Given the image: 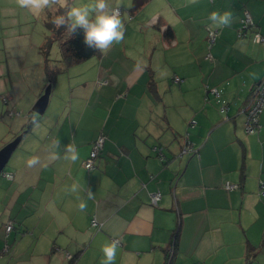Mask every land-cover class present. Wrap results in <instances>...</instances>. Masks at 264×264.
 Masks as SVG:
<instances>
[{
  "label": "crops",
  "instance_id": "0c3cea01",
  "mask_svg": "<svg viewBox=\"0 0 264 264\" xmlns=\"http://www.w3.org/2000/svg\"><path fill=\"white\" fill-rule=\"evenodd\" d=\"M212 11H231L234 21L212 29L211 41ZM245 12L263 33L264 0H149L130 26L145 25V33L156 28L151 36H125L106 53L60 72L49 111L15 150L14 156L23 153L22 163L4 171L11 179L0 173V230L13 223L4 231L10 235L17 223L16 234L40 249L39 264H101L100 247L113 238L120 241L115 264H165L177 228L175 264H264V107L259 131L244 128L250 88L264 78V46L251 41L252 29L239 37ZM126 13L127 21L133 18ZM7 15L0 22V96L11 118L0 139L20 133L47 85L39 51L45 38L33 41ZM101 133L103 146L87 170L83 161ZM186 140L194 152H181ZM56 141L61 158L51 160ZM66 144L76 146L79 160L63 159ZM32 157L40 163L29 167ZM227 181L237 187L226 191ZM73 184L78 190L67 191ZM155 192L161 194L157 205ZM247 246L253 247L249 260Z\"/></svg>",
  "mask_w": 264,
  "mask_h": 264
},
{
  "label": "clouds",
  "instance_id": "9594fccd",
  "mask_svg": "<svg viewBox=\"0 0 264 264\" xmlns=\"http://www.w3.org/2000/svg\"><path fill=\"white\" fill-rule=\"evenodd\" d=\"M195 4L197 0H189ZM113 9L110 0H89L88 3L76 5L73 0H15V5L33 15H42L47 12L63 9L62 14H55L49 21L57 29L63 26L68 36H73L78 31L83 32L84 44L100 53H106L113 45H119L125 39V26L122 21L120 6ZM207 20L210 22L208 28L222 29L231 27L234 17L231 11H212ZM254 75V74H253ZM60 148L59 141L54 142L49 150L51 160L60 159L59 152L55 149ZM63 159L76 162L80 158L78 149L74 144H66L63 148ZM40 163L39 157H32L27 161L29 167ZM78 185L73 184L67 191L76 192ZM93 192L87 189V198L91 199ZM79 210L84 212L87 203L81 201L78 205ZM119 242L111 240L101 245L100 251L103 253L101 264H115ZM71 258V257H70Z\"/></svg>",
  "mask_w": 264,
  "mask_h": 264
},
{
  "label": "rangeland",
  "instance_id": "374dc122",
  "mask_svg": "<svg viewBox=\"0 0 264 264\" xmlns=\"http://www.w3.org/2000/svg\"><path fill=\"white\" fill-rule=\"evenodd\" d=\"M117 1V2H116ZM73 2L76 5L80 4H85L88 3L89 0H73ZM132 0H123V4L120 6V8L124 11V14L121 16L122 21L125 26V36L130 37L132 40L135 38H148L149 36L152 35L154 31H156V28L152 27L148 32L145 33L146 26L143 25L139 30H136L135 28H132L131 23L136 21L137 18V13L133 15V18L127 21L128 14L126 11H129V7L131 5ZM110 3L113 7H117L120 3V0H110ZM7 6H10L6 9ZM147 12V11H145ZM7 13L9 15H14V17L19 21L18 27L20 28H26L28 29L27 34L28 35H33V41L41 42L47 35H48V30L43 26L42 20H43V15H33L25 10H22L18 8L15 5V0H9L8 2H4L3 0H0V22H4L8 17ZM151 13H148V16ZM132 17V16H130ZM10 19V18H9ZM39 38V39H38ZM41 39V40H40ZM130 39V41H131ZM251 39V37H250ZM252 41V40H251ZM34 50V48H33ZM36 50V49H35ZM38 51V49H37ZM40 51V47H39ZM33 53V52H32ZM37 55V53H36ZM50 59L51 62L54 63L55 60L61 59L60 56V50H59V44L58 42H54L52 44L51 50H50ZM6 67V66H5ZM50 97V96H49ZM39 98V97H38ZM37 98V99H38ZM36 99V100H37ZM52 100V94L50 97V103ZM36 101H34L35 103ZM32 103L31 109L34 105ZM6 103H4L1 99L0 96V109L3 110L1 112L2 117L0 118L2 123H0V134L2 133V125L6 124L7 122H10L11 114L9 113V109L6 108ZM50 106V104H49ZM13 111V110H12ZM49 111V107L45 110V114ZM5 112V114H4ZM15 113V111H13ZM33 112V111H32ZM34 116H41L35 112H33ZM18 115L14 114V117ZM4 122V124H3ZM261 124V123H260ZM15 135V133H14ZM14 136L9 135L7 138L4 137L0 139V149L9 142L10 139H12ZM7 142V143H6ZM15 153V152H14ZM14 153L10 157L8 163L2 170V173H5L4 171L8 170L9 168L13 167V165L16 164H21L23 161V153L18 151V153L14 156ZM1 175V174H0ZM13 224V223H12ZM1 225V224H0ZM16 229H17V223L14 224ZM16 229L12 231V234L10 235H5L3 230H0V251L5 250L7 248V252H4L0 254V264H39L36 260V258L39 257L40 254V249L32 243L31 239L26 236V235H21L19 231L18 234H16ZM8 234V233H6ZM23 253H28L33 255L32 256V261H23V259H19V254ZM260 257L262 258V261L264 263V253L260 254ZM201 263V262H200ZM193 264V263H191Z\"/></svg>",
  "mask_w": 264,
  "mask_h": 264
},
{
  "label": "built area",
  "instance_id": "2783aa9c",
  "mask_svg": "<svg viewBox=\"0 0 264 264\" xmlns=\"http://www.w3.org/2000/svg\"><path fill=\"white\" fill-rule=\"evenodd\" d=\"M115 9V8H114ZM121 15L123 14V10L120 8ZM255 23L251 16L248 14V12H245L243 17L240 19V25L238 27V35L239 37H242L245 35V33L252 29L251 33V40L255 43H260L264 46V32L261 33L259 31H256ZM210 39L211 41L214 40L215 33L210 32ZM173 80L175 82L179 81L178 77H174ZM211 92L215 94L216 96L219 95L220 91L217 88H212ZM250 95L248 98V101L246 103V106L244 108L245 111V123L244 128L247 133H255L258 132L261 125L259 122L260 114L264 107V78L260 80L259 82L253 84L250 88ZM3 102H7L5 98H3ZM223 110V108H220ZM105 136L101 133L94 141L93 147L91 151L89 152L88 157L83 161V166L85 169L89 170L95 166L96 159L98 158L99 152L103 146ZM158 153L161 152L160 147L155 146L153 148ZM182 153L187 152H194L193 147L191 143H189L187 140L185 141V144L182 147L181 150ZM4 176L11 179L12 175L9 173H4ZM237 187L236 184L226 182L224 184V189L226 191L234 190ZM259 193L264 194V182L262 180H259ZM161 198V194L159 192H155L151 194V202L153 205H157ZM92 225H97L96 220L93 218L91 220ZM12 229V224L8 223L5 225L6 233H8ZM112 240H117L120 245V241L118 238H113ZM7 248H5L6 251ZM174 256H175V247L174 242L172 241L168 246L166 250V257H165V264H175L174 263ZM70 255L67 256V258L70 259Z\"/></svg>",
  "mask_w": 264,
  "mask_h": 264
},
{
  "label": "trees",
  "instance_id": "16d2710c",
  "mask_svg": "<svg viewBox=\"0 0 264 264\" xmlns=\"http://www.w3.org/2000/svg\"><path fill=\"white\" fill-rule=\"evenodd\" d=\"M149 0H132L131 6L129 8V12L131 15L135 14L137 11H139ZM63 9L58 10L56 13L55 10L52 12H47L44 14V25L45 28L48 30V35L45 37L43 43L40 46V53L42 54L43 58V66L45 68V76L47 78V84L50 83L51 86L55 83L56 76L67 69L68 67H71L73 65H76L82 61H85L97 54H99V51L94 50L92 48L87 47L84 44L83 40V32L78 31L76 35L68 36L66 33V30L63 26H61L59 29H57L52 23L49 21L51 20V17L55 14H62ZM163 37L166 40H171L173 38V32L170 27H167L163 30ZM54 42H58L59 44V50L61 54V60L58 61L57 64L52 68L51 67V59H50V50L52 47V44ZM60 62L62 64H60ZM0 118H2V115H0ZM243 168V167H242ZM244 170L242 169V177L244 176ZM178 230L176 229L174 232V247L176 251L177 246V239H178ZM167 248L165 249L166 252ZM253 247L247 246L246 249V259L249 260L250 257H254L252 254ZM0 254H2V251H0ZM75 257V256H74ZM72 259V258H71ZM74 260H70L69 264H73ZM249 264V262H247Z\"/></svg>",
  "mask_w": 264,
  "mask_h": 264
},
{
  "label": "water",
  "instance_id": "95a60500",
  "mask_svg": "<svg viewBox=\"0 0 264 264\" xmlns=\"http://www.w3.org/2000/svg\"><path fill=\"white\" fill-rule=\"evenodd\" d=\"M51 84L48 83L44 90L43 93L40 95V97L36 100L34 103L32 110H30L31 114L33 117L36 119H32L33 117L28 118V122L24 125L20 133L18 135H15L13 139H11L7 144H5L1 149H0V173H2V170L8 163L10 157L12 154L15 152V150L18 148L19 144L21 141L25 138V136L29 133L30 129L33 126V123L37 120L39 116H34L33 112L43 115L45 112V109L47 108V104L49 101V96L51 93ZM6 103V102H4ZM33 111V112H32ZM0 115H2L0 113Z\"/></svg>",
  "mask_w": 264,
  "mask_h": 264
}]
</instances>
